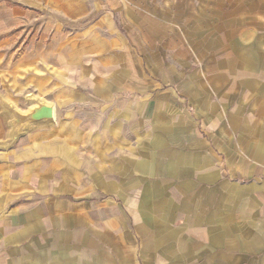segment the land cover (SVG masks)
I'll return each mask as SVG.
<instances>
[{
    "label": "crops",
    "instance_id": "crops-1",
    "mask_svg": "<svg viewBox=\"0 0 264 264\" xmlns=\"http://www.w3.org/2000/svg\"><path fill=\"white\" fill-rule=\"evenodd\" d=\"M0 97V264H264V0H0Z\"/></svg>",
    "mask_w": 264,
    "mask_h": 264
},
{
    "label": "water",
    "instance_id": "water-1",
    "mask_svg": "<svg viewBox=\"0 0 264 264\" xmlns=\"http://www.w3.org/2000/svg\"><path fill=\"white\" fill-rule=\"evenodd\" d=\"M26 101L31 104L26 111L18 110L12 103L0 97V115L6 120L8 134L1 148L10 147L19 137L35 128L50 126L54 123V107L44 100L29 97Z\"/></svg>",
    "mask_w": 264,
    "mask_h": 264
}]
</instances>
